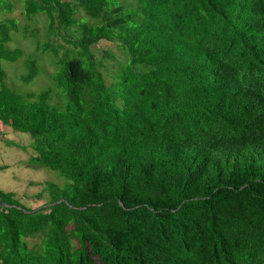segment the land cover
Here are the masks:
<instances>
[{
  "label": "trees",
  "instance_id": "obj_1",
  "mask_svg": "<svg viewBox=\"0 0 264 264\" xmlns=\"http://www.w3.org/2000/svg\"><path fill=\"white\" fill-rule=\"evenodd\" d=\"M22 2L55 84H6L1 23L0 122L64 182L37 208L0 191V264H264V0Z\"/></svg>",
  "mask_w": 264,
  "mask_h": 264
},
{
  "label": "rangeland",
  "instance_id": "obj_2",
  "mask_svg": "<svg viewBox=\"0 0 264 264\" xmlns=\"http://www.w3.org/2000/svg\"><path fill=\"white\" fill-rule=\"evenodd\" d=\"M7 2L12 5V8L10 10L0 9V24L14 20L15 26H11L9 30V40L6 42V46L12 50H19L20 56L16 60H1L6 84L23 93L53 88L55 84L53 75L57 70L55 62L57 59L46 46L49 30L47 16L41 14L28 17L22 0H7ZM126 2L128 3V0ZM75 17L80 23L93 25V20L89 19L90 17L82 9L77 10ZM51 39L53 42L58 41L54 37ZM100 45H103L105 49L113 46L106 40H102ZM114 49L116 50V59L123 60L121 54L117 52L119 48ZM62 53L63 50H60L59 54ZM31 59H36L38 71L33 79L26 81L23 79V76L29 72L26 61ZM107 66L105 76L107 79H111L115 68L119 65L110 58L107 59ZM57 100L60 98L54 95L53 103ZM31 139L27 133L13 131L11 127L4 126L0 122V191L9 194L13 192L23 204L37 208L45 204L51 197L46 189L47 186L51 183L62 184L64 179L59 176L58 171L28 163L29 154L18 147L17 143H13V145L8 143L9 140H13L27 146ZM27 148L32 152L30 146Z\"/></svg>",
  "mask_w": 264,
  "mask_h": 264
}]
</instances>
